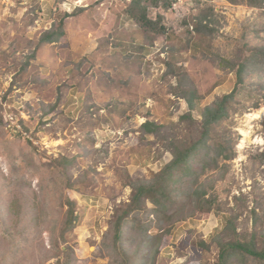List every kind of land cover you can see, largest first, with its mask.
I'll use <instances>...</instances> for the list:
<instances>
[{
	"label": "rangeland",
	"instance_id": "obj_1",
	"mask_svg": "<svg viewBox=\"0 0 264 264\" xmlns=\"http://www.w3.org/2000/svg\"><path fill=\"white\" fill-rule=\"evenodd\" d=\"M130 2L0 0V264H130L107 246L130 183L150 181L173 140L196 141L203 110L225 95L234 97L216 143L228 149L201 178L218 211L179 212L158 229L152 216L159 249L143 264H214L227 218L244 232L251 210L264 212V66L241 84L229 65L250 25L246 41L264 38V7L142 0L137 11ZM52 29L65 36L39 46ZM146 121L157 135L145 136Z\"/></svg>",
	"mask_w": 264,
	"mask_h": 264
},
{
	"label": "trees",
	"instance_id": "obj_2",
	"mask_svg": "<svg viewBox=\"0 0 264 264\" xmlns=\"http://www.w3.org/2000/svg\"><path fill=\"white\" fill-rule=\"evenodd\" d=\"M141 1L131 0L130 7L132 6L135 10L140 11ZM231 1L255 9L264 7V0ZM201 12L203 14L202 18L206 20L205 11L202 10ZM140 21L142 28L149 25L147 24L149 21L144 16L140 18ZM197 26L196 31H198V28H204L203 26L197 28ZM252 33L253 26L250 25V28L245 31L244 37L247 39ZM64 36L60 31L53 29L46 31L39 40V46L46 43H56L59 37ZM246 39L240 45L242 57L238 63H235L236 67L233 65L234 63H228L232 70H235L238 82L241 84L244 82L246 73L252 74L254 70L262 69L264 66V38L256 45L250 44ZM259 78L262 80L263 76L260 75ZM262 87H264V83ZM189 97L194 99L195 96L190 95ZM233 97L234 94L225 95L218 99L219 101L214 105L203 110L199 136L196 141L188 144V139L182 141L175 139L168 145L171 160L164 164L159 172L153 174L150 181L135 180L130 183L132 194L129 202L118 209L120 213L116 215L111 223L113 236L110 239V244H107L109 248L116 250V261L123 259L130 260V264H137V261H139L138 264H143L146 259L155 258L159 248L158 243L155 245L154 240L157 234H151L150 232L152 216L158 221V229L162 221L177 223L179 218L175 217V214L179 212L187 214L186 217H192L197 211H203L206 214L213 210L218 211L216 209L218 206L214 207L213 199L205 198L207 186L201 182V178L206 168L214 165L215 159L228 149L227 145L223 148V144L216 143L218 134L216 127L224 119L227 102ZM188 100L190 99L188 98ZM189 103L192 104L191 100ZM190 109H192V106ZM187 118L191 119L190 112L182 117L180 123ZM141 127L145 136L158 134L159 127L153 122L146 121ZM261 159L263 160V157ZM67 184L66 188L76 186L75 183L74 185H70V182ZM147 201L153 205V208L147 207ZM62 203L69 207L67 212L69 217L68 229L73 219L74 203L67 194ZM187 204L193 208L189 213H186L187 209H185ZM172 205H175V210L169 214L168 210ZM257 207H254L250 212L252 219L250 231L237 232V219L235 217L227 218L221 232L213 237V242L218 251L214 264H264V227H261L264 222V212H257ZM126 224H128V228L124 229ZM164 232L165 230L162 233ZM157 233L159 234L158 231ZM200 246L207 248L205 242H201ZM61 264H68V261L66 260Z\"/></svg>",
	"mask_w": 264,
	"mask_h": 264
},
{
	"label": "crops",
	"instance_id": "obj_3",
	"mask_svg": "<svg viewBox=\"0 0 264 264\" xmlns=\"http://www.w3.org/2000/svg\"><path fill=\"white\" fill-rule=\"evenodd\" d=\"M72 103H73V99H72V101H71ZM78 102V100L76 101V103Z\"/></svg>",
	"mask_w": 264,
	"mask_h": 264
}]
</instances>
